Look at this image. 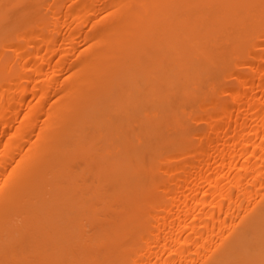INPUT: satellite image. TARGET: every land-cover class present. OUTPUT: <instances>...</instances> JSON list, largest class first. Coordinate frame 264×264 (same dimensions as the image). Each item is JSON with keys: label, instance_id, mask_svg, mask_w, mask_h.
Listing matches in <instances>:
<instances>
[{"label": "bare ground", "instance_id": "6f19581e", "mask_svg": "<svg viewBox=\"0 0 264 264\" xmlns=\"http://www.w3.org/2000/svg\"><path fill=\"white\" fill-rule=\"evenodd\" d=\"M0 264H264V0H0Z\"/></svg>", "mask_w": 264, "mask_h": 264}]
</instances>
